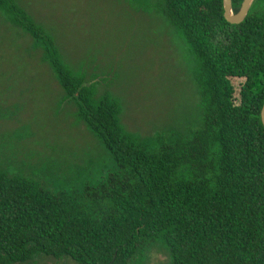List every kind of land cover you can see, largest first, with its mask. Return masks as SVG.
<instances>
[{
	"label": "trees",
	"instance_id": "trees-1",
	"mask_svg": "<svg viewBox=\"0 0 264 264\" xmlns=\"http://www.w3.org/2000/svg\"><path fill=\"white\" fill-rule=\"evenodd\" d=\"M127 1L160 15L192 58L195 111L180 128L124 130L117 99L95 95L18 0H0V18L28 36L60 101L111 161L79 186L0 161V264H138L156 243L167 255L159 264H264V0L236 24L221 0ZM241 1L230 0L233 13Z\"/></svg>",
	"mask_w": 264,
	"mask_h": 264
},
{
	"label": "rangeland",
	"instance_id": "rangeland-1",
	"mask_svg": "<svg viewBox=\"0 0 264 264\" xmlns=\"http://www.w3.org/2000/svg\"><path fill=\"white\" fill-rule=\"evenodd\" d=\"M54 38L64 61L85 73L95 95L119 103V123L151 135L180 128L194 115L192 58L158 14L127 0H18ZM28 36L0 18V161L10 170L45 168L67 186L95 182L110 157L74 116ZM181 125V126H179ZM167 259L158 243L138 264ZM19 264H75L38 257ZM134 264V263H131Z\"/></svg>",
	"mask_w": 264,
	"mask_h": 264
},
{
	"label": "water",
	"instance_id": "water-1",
	"mask_svg": "<svg viewBox=\"0 0 264 264\" xmlns=\"http://www.w3.org/2000/svg\"><path fill=\"white\" fill-rule=\"evenodd\" d=\"M222 9H223V18L229 23H239L245 16L249 4L252 0H242L239 8L236 12L231 11V2L230 0H221ZM259 119L262 127L264 128V99L259 110Z\"/></svg>",
	"mask_w": 264,
	"mask_h": 264
}]
</instances>
